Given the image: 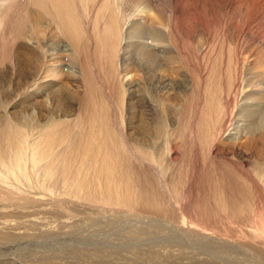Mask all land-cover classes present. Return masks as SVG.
Wrapping results in <instances>:
<instances>
[{
  "label": "rangeland",
  "instance_id": "rangeland-1",
  "mask_svg": "<svg viewBox=\"0 0 264 264\" xmlns=\"http://www.w3.org/2000/svg\"><path fill=\"white\" fill-rule=\"evenodd\" d=\"M199 1L178 37L155 0L150 51L114 0H0V156L41 158L31 197L0 188V264H264V0Z\"/></svg>",
  "mask_w": 264,
  "mask_h": 264
},
{
  "label": "bare ground",
  "instance_id": "bare-ground-1",
  "mask_svg": "<svg viewBox=\"0 0 264 264\" xmlns=\"http://www.w3.org/2000/svg\"><path fill=\"white\" fill-rule=\"evenodd\" d=\"M95 1L97 0H93V2ZM117 1L118 0H114L115 2L114 5L117 6L121 4L124 5V8L120 9L118 6L113 8L114 10L112 9L113 11L110 12L112 18L111 31L119 30L121 35L124 37H128V39L132 37V35L135 33L140 34L142 36L143 35L150 36V39L146 38L145 40L148 41L147 39H149L150 43H145V42L143 44L141 43L143 46L145 45V47L150 51L154 50L155 46L156 49L157 46L160 48H165V49L167 48L168 44L166 41V37H169L171 34V23H170V30H167L163 26L148 27L149 23L155 20H159L162 15V13L155 8V0H119L118 4L116 3ZM247 3H248L247 0H200L198 4L203 7L211 6L213 9L214 6H216V4H219V6L217 7H219L220 9L222 6L226 9L229 4H232V6L234 7L233 9L234 15L237 18H242L243 14L246 13ZM181 4H182L183 12L189 13V15L188 17H182V20H180V24H178V26L176 23H174V21H172L174 23V27L172 31L173 33H177L178 37L185 36L186 25L189 26L195 25L197 27V25L192 20L194 17L193 13L191 11L185 10L186 7L190 6V0H182ZM173 7L174 5H172L171 7L172 15H173ZM167 31L169 32L167 33ZM169 45L171 46V44ZM150 58L153 59V57ZM9 125L12 126L15 124L9 123ZM16 128L17 126L16 127L12 126L10 130L12 132H18L19 128H17L18 130L15 131ZM160 129L161 130L159 131H163L164 126L162 125ZM228 135L230 136L229 132ZM26 137L27 140L23 139L22 140L23 143L16 142L13 145L14 148H12V150H10L8 154L2 153L3 155L0 156V188L4 190L6 189L9 191H13V193H15L19 197L29 198L31 197L29 195L33 194L32 192L33 188L31 187V177L28 169L30 167H32L34 170H37V168L39 169V160L41 158L36 153L38 152L36 141L30 140L31 137H29L28 135H26ZM259 177L262 184H264V167L260 169ZM66 180L69 179L66 178ZM102 192L104 193V191ZM127 203L128 202L126 200V204ZM113 204H115L116 206L124 205L122 201L121 202L116 201ZM175 246L179 247V250H183V246L180 245H175ZM167 247L173 248L174 246L168 245ZM186 248L189 249L187 246ZM199 251L200 250H198V253ZM202 254L206 255V253L205 254L202 253Z\"/></svg>",
  "mask_w": 264,
  "mask_h": 264
}]
</instances>
